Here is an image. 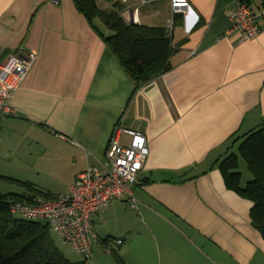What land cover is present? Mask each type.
Returning a JSON list of instances; mask_svg holds the SVG:
<instances>
[{
  "label": "crops",
  "instance_id": "obj_1",
  "mask_svg": "<svg viewBox=\"0 0 264 264\" xmlns=\"http://www.w3.org/2000/svg\"><path fill=\"white\" fill-rule=\"evenodd\" d=\"M238 1L264 9L261 0H187L189 7L173 9L169 0H128L125 22L165 34L172 22L171 69L135 89L105 43L108 30L98 20L91 24L73 0H0V61L16 52L36 55L11 98L17 115H0V133L13 140L12 151L25 143L28 154L35 148L47 155L33 169H48L61 183L50 195L67 193L87 167L101 168L114 126L146 138L148 155L132 189L134 213L124 197L91 217L92 234L94 223L119 220L126 210L144 230L122 220L118 238L107 236L111 240L102 244L96 236L105 248L121 240L130 250L149 234L159 255L151 260L136 246L149 258L141 264L192 261L182 253V237L191 246L210 245L216 260L224 255L236 264L246 263L250 251H264L250 224L251 203L226 188L218 168L235 149H229L234 138L264 124V15L257 19L259 33L241 38L229 18ZM96 2L111 8L108 0ZM129 139L120 134L121 144ZM14 177L43 186L38 175Z\"/></svg>",
  "mask_w": 264,
  "mask_h": 264
},
{
  "label": "trees",
  "instance_id": "obj_2",
  "mask_svg": "<svg viewBox=\"0 0 264 264\" xmlns=\"http://www.w3.org/2000/svg\"><path fill=\"white\" fill-rule=\"evenodd\" d=\"M108 1L112 2L111 8L102 10L96 0H73L91 24L98 20L108 30L105 43L131 77L135 89L170 70L173 44L171 36H165V29L127 23L121 17L125 3ZM261 6L264 8V0ZM229 149L234 150L218 161L224 184L251 203L250 224L264 239V124L234 138ZM239 159L250 174L244 183ZM24 185L26 191L21 194L0 195V264H84L86 260L71 262L65 258L54 245L45 222L11 211L18 201L54 197L28 183ZM14 213L20 218H15ZM108 240L111 239H104L102 244Z\"/></svg>",
  "mask_w": 264,
  "mask_h": 264
},
{
  "label": "built area",
  "instance_id": "obj_3",
  "mask_svg": "<svg viewBox=\"0 0 264 264\" xmlns=\"http://www.w3.org/2000/svg\"><path fill=\"white\" fill-rule=\"evenodd\" d=\"M169 1L172 9L189 7L187 0ZM261 14L264 15V9L256 12L248 2L238 1L229 16L230 29L243 39L253 38L260 31L257 19ZM166 29L165 36L169 37L171 21ZM35 60L34 54L23 55L16 52L0 61V115H17V109L11 105V98L22 85ZM121 133L129 136L128 144L120 143ZM147 155V141L141 132L116 125L110 133L101 168L87 167L76 176L74 184L65 194L39 202L35 199L24 205L15 203L11 211L26 218L42 220L83 260H87L92 251V215L102 210L110 201L124 197L132 208L135 207L132 189Z\"/></svg>",
  "mask_w": 264,
  "mask_h": 264
},
{
  "label": "rangeland",
  "instance_id": "obj_4",
  "mask_svg": "<svg viewBox=\"0 0 264 264\" xmlns=\"http://www.w3.org/2000/svg\"><path fill=\"white\" fill-rule=\"evenodd\" d=\"M98 6L100 9L106 10L103 3H100V5L98 4ZM3 135L4 134L0 133V195L21 194L26 191L24 185L26 184V182H23L20 179H16L17 177L15 178L14 176L31 175L35 177L38 175L43 184L40 189L47 192H49L50 190L62 189L60 185L61 183L55 181L54 178H52V172H49L48 169L38 172L34 171L33 169L36 165H33V163L41 162L40 164L42 165L46 163V161L48 160L46 154L38 155L37 153L39 150L35 148H33L32 154H28V152L26 151L27 145L25 143H23L21 148H19L17 151H12L13 147H11V144L13 143V140L8 141L3 138ZM239 171L241 172L243 183L248 178H250V174L246 169V165L242 159H239ZM52 184L53 186H55V188L50 187V185L52 186ZM35 201L39 202L41 200L37 199ZM15 203L23 205L27 204V202L21 201ZM125 203L127 204V202ZM126 206L130 212L134 210L130 207L129 204H127ZM128 210L124 211L126 213H123L122 218L119 220L115 218H106V221H101L100 224L98 222L94 223V227H92V251L89 258L85 261L84 264H141V258H150L152 260L155 258V256H157V254L159 255V244L156 241L154 243V238L149 237V234H146L145 237L141 239L139 238L135 242H132L130 244V250L126 245L128 243L127 241L123 245H121L122 242L120 244L117 243V241H110L114 242L115 245L109 242L107 248H105L100 244L99 241H97V239H95L96 236H100L104 239L109 236V238L111 237L112 240L114 239L113 237L118 238L115 233L119 232L118 230L124 227L123 221L131 223L132 226L134 224L137 228L144 230V226L140 221L136 222V219L129 217V214H127ZM132 213H134V211ZM13 215L15 218H20L19 214L17 213H14ZM123 216H126L128 218L124 219ZM49 235L54 245L65 256V258H67L71 262L82 261L81 256L68 243H65L57 234L49 231ZM180 239L182 240L181 244L184 245L182 247V253L186 257L188 255V258L185 259H192V261L187 262L186 264H222L223 262L220 263L221 259H225V261L228 260V264H236L233 260L230 261L229 258H226L224 255L221 256L220 260H216L217 258L215 259L212 252L210 251V245L198 246L195 244L194 246L196 247H194L191 246L190 242H186L185 238L182 237ZM136 246L142 251L144 249L145 253H148L147 255H149V258L147 256L144 258L143 253H141V255L137 254L139 250ZM144 262L145 264H148L147 260H145ZM144 262L142 264H144ZM152 264H160V262L153 260ZM240 264H264V251H262L261 249H255V251L253 252L250 251L248 261L246 263Z\"/></svg>",
  "mask_w": 264,
  "mask_h": 264
}]
</instances>
